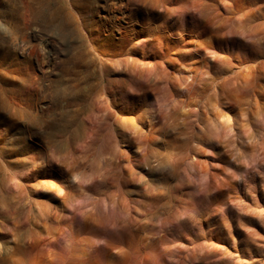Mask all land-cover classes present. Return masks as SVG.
<instances>
[{
  "label": "rangeland",
  "instance_id": "374dc122",
  "mask_svg": "<svg viewBox=\"0 0 264 264\" xmlns=\"http://www.w3.org/2000/svg\"><path fill=\"white\" fill-rule=\"evenodd\" d=\"M0 264H264V0H0Z\"/></svg>",
  "mask_w": 264,
  "mask_h": 264
},
{
  "label": "bare ground",
  "instance_id": "6f19581e",
  "mask_svg": "<svg viewBox=\"0 0 264 264\" xmlns=\"http://www.w3.org/2000/svg\"><path fill=\"white\" fill-rule=\"evenodd\" d=\"M0 260H2V258L0 257Z\"/></svg>",
  "mask_w": 264,
  "mask_h": 264
}]
</instances>
